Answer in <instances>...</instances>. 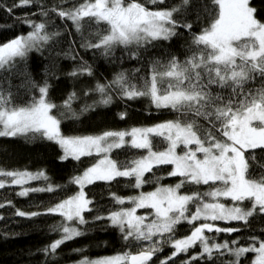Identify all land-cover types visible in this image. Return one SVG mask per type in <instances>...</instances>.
Wrapping results in <instances>:
<instances>
[{
  "label": "snow or ice",
  "instance_id": "snow-or-ice-1",
  "mask_svg": "<svg viewBox=\"0 0 264 264\" xmlns=\"http://www.w3.org/2000/svg\"><path fill=\"white\" fill-rule=\"evenodd\" d=\"M36 2L17 0L14 7L32 6ZM193 3L194 0H180L177 5L160 7L165 0L144 3L82 0L68 8L59 3L52 7L41 4L40 15L45 20L39 23L25 20L31 31L0 44V72L11 73L17 62L26 60L31 51H39L63 35L58 30H49L50 13H53L72 22L80 35L81 48L99 50L100 55L108 58L120 47L128 52L130 59L139 62L143 57L147 65L143 75H136L142 72L140 67L131 72L121 70L111 81L97 82L84 95L89 91L98 93L101 97L98 103L104 105L112 102L113 94L128 100L147 98L157 110L177 113L176 119L153 126L68 136L62 133L61 123L65 112L75 116L72 103L77 93H70L62 105H57L49 98L48 81L37 84L29 77L28 84L37 95L16 104L12 92L0 88V137L38 135L60 146L62 160L100 157L72 178L71 183L78 186L74 195L47 208L48 214L59 215L63 220L52 227L51 231L60 233V237L43 250L45 254L54 255L65 242L85 235L78 225L88 224L85 213L95 210L93 200L84 191L86 186L97 182L111 184L125 178L129 182L127 186L133 189H141L148 183L157 187L127 197L111 193L114 210L106 216L97 213L93 219L106 220L123 240L139 243L140 250L95 260L84 258L79 264H149L162 250L161 242L170 245L173 251L160 264H168L197 245L200 252L182 264L201 259L214 261L218 258L214 253L232 257L227 264H240L246 254L254 253L252 264H264V239L259 236H249L244 246L239 244V238L218 243L205 234L241 231L219 227L216 221L243 222L247 227L251 218L264 216V20L257 18L258 9L250 6V0H211V20L199 33L192 34L183 59L173 54L165 62L144 57L149 47L177 36L178 29L191 32L193 25L176 17L188 10L195 11ZM146 4L157 7L150 9ZM100 25L105 27L101 29ZM86 26H96L95 31L86 34ZM63 54L77 59L76 55ZM68 75L92 76L93 72L87 62L81 61ZM256 80L261 82L259 87H245ZM90 107L86 105L83 111ZM60 109L63 111L59 116L54 114V110ZM125 116L126 113L120 114L121 119ZM156 137L164 144L162 149L154 146ZM124 148L142 154L123 161L113 158L114 151ZM169 165L167 176L178 177L179 181L161 185L163 177L156 173L161 166ZM147 174H151L148 179ZM0 177H3L0 189L20 186L17 194L22 197L33 192L51 193L59 188L51 183L45 187H25L31 181H48L44 171L0 170ZM189 185L208 186V190L200 191L197 187L181 192ZM245 201L249 202L248 206H244ZM6 205L14 207L9 200L0 203V208ZM140 209L147 211L138 215ZM15 215L35 217L41 213L16 209ZM182 223L192 226L190 234L175 238L177 226Z\"/></svg>",
  "mask_w": 264,
  "mask_h": 264
},
{
  "label": "trees",
  "instance_id": "trees-1",
  "mask_svg": "<svg viewBox=\"0 0 264 264\" xmlns=\"http://www.w3.org/2000/svg\"><path fill=\"white\" fill-rule=\"evenodd\" d=\"M82 0H37L32 6L14 7L17 0H0V44L10 39L26 35L31 31V26L25 23V20H32L37 23L45 20L40 15L39 5L52 7L58 3L65 8L73 4L80 3ZM144 3L145 0H140ZM180 3V0H165V4L160 7H171ZM250 6L258 9L257 18L264 20V0H250ZM146 7L155 9L157 6L146 4ZM12 8L9 12L8 9ZM193 8L195 11L188 10L176 18L187 20L193 25L191 32L185 29H178V35L170 41L157 42L155 47H149L143 53L148 60L160 59L165 62L169 54L184 58L193 33H199L207 26L211 20L209 12L212 9L211 0H194ZM49 30H58L63 35L56 38V41L43 46L39 51L33 50L28 54L26 60L18 61L16 69L11 73L0 72V88L10 90L14 96V103L20 104L30 100L32 96L37 95L34 89L28 84V78L37 84H42L45 79L50 84L49 98L57 105H62L63 101L70 93H77V99L72 103V109L75 116L70 112H65L61 123V131L68 136L95 135L107 130H129L133 127H148L164 121L174 120L177 113L169 109L157 110L150 104L147 98H138L128 100L113 94V100L110 104L104 105L98 103L101 99L98 93L89 91L88 95L84 92L94 88L96 83H106L111 81L115 74L121 70L131 72L133 69L142 68L143 75L147 71V65L143 59L138 62L130 59L126 50L118 47L115 55L105 58L100 55L99 50H85L80 47V35L76 32L71 21L63 20L55 14L50 13ZM95 27L86 26L88 31H95ZM101 29L104 25L99 26ZM75 49V52L72 51ZM56 53H61L57 56ZM76 55L73 60L65 56ZM81 61L87 62L91 66L92 76L71 77L68 75L74 68L78 67ZM260 80H256L245 87L254 88L260 86ZM219 91V89H214ZM86 105H91L87 111H83ZM60 110H54V114L60 115ZM121 113H126L124 119L120 118ZM200 123H204L200 120ZM206 126V125H205ZM153 144L156 148L162 149L164 144L158 137L153 138ZM63 150L55 142L48 141L39 137H0V170L38 172L44 171L48 176V181H32L25 187H45L47 183L58 185L59 188L54 192H33L28 196L22 197L17 193L21 190L20 186H8L0 189V203L11 201L13 206L6 205L0 208V264H77L84 258L91 260L115 256L125 252L137 253L140 250V244L136 242H126L122 239L120 232L109 226L106 220L96 221L93 217L99 213L107 215L109 211L114 210L111 193L127 197L137 195L140 191L149 192L157 187L154 183L145 184L141 189L128 187V180L118 178L117 181L107 184L97 182L85 187L87 196L93 200L95 210L91 213H85L89 223L78 225L85 232V235L65 242L53 255L45 254L43 251L51 242L60 237V233L51 231L54 225L60 224L63 218L59 215L48 214L47 208L55 205L63 199L74 195L78 191V186L71 183L74 176L80 175L85 169L92 166L100 158L95 155L83 156L80 160L69 157L62 160ZM134 154L139 155L142 152L124 148L113 152V158L123 161L130 159ZM247 155V154H246ZM171 166H161L157 175L163 177L161 185H174L179 181L178 177H169L167 172ZM151 174L146 175V179ZM10 179V178H8ZM198 189L207 191L208 186H186L182 192ZM230 204L231 201H223ZM245 201L244 205L248 206ZM127 207L128 205H124ZM20 209L25 212H39L41 215L35 217H20L15 215V210ZM147 210H138L144 214ZM75 223V222H72ZM199 223V222H197ZM219 227L240 228L241 231L234 233H205L214 237L215 242L224 240H234L239 238V244L247 246L249 236H259L264 239V216H255L249 220L247 227L243 222H224L217 221ZM190 225L182 223L177 226L175 238H183L190 234ZM211 243V241H210ZM162 250L153 256L149 264H160L173 251L168 244L161 242ZM79 250V251H77ZM200 252V246L189 250L188 253H182L180 256L170 260L168 264H182V261L188 260L192 255ZM214 261L201 259L192 261L191 264H227L231 259L229 255L219 257L214 253ZM255 258L254 253H248L240 260V264H252Z\"/></svg>",
  "mask_w": 264,
  "mask_h": 264
},
{
  "label": "rangeland",
  "instance_id": "rangeland-1",
  "mask_svg": "<svg viewBox=\"0 0 264 264\" xmlns=\"http://www.w3.org/2000/svg\"><path fill=\"white\" fill-rule=\"evenodd\" d=\"M177 151L179 152L180 151V149H177ZM0 179H3V177H0ZM32 182V181H31ZM13 186H15V185H13ZM85 191V190H84ZM182 192V191H181ZM225 203V202H224ZM245 203V202H244ZM245 206V205H244ZM141 210V209H140ZM138 215H140V213L138 212L137 213ZM217 222V221H216ZM216 222H214L215 224H216ZM77 264H79V263H77Z\"/></svg>",
  "mask_w": 264,
  "mask_h": 264
},
{
  "label": "water",
  "instance_id": "water-1",
  "mask_svg": "<svg viewBox=\"0 0 264 264\" xmlns=\"http://www.w3.org/2000/svg\"><path fill=\"white\" fill-rule=\"evenodd\" d=\"M135 254V253H134Z\"/></svg>",
  "mask_w": 264,
  "mask_h": 264
}]
</instances>
